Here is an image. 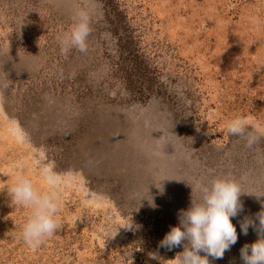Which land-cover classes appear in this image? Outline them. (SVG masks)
Listing matches in <instances>:
<instances>
[{
	"label": "rangeland",
	"instance_id": "obj_1",
	"mask_svg": "<svg viewBox=\"0 0 264 264\" xmlns=\"http://www.w3.org/2000/svg\"><path fill=\"white\" fill-rule=\"evenodd\" d=\"M78 9L88 49L64 53ZM238 115L264 125V0H0V264H175L187 241L159 242L197 182L225 175L245 192L238 239L209 261L243 264L264 211V134L251 147L230 135ZM34 159L64 178L61 227L36 249L10 193L17 174L47 190Z\"/></svg>",
	"mask_w": 264,
	"mask_h": 264
},
{
	"label": "clouds",
	"instance_id": "obj_2",
	"mask_svg": "<svg viewBox=\"0 0 264 264\" xmlns=\"http://www.w3.org/2000/svg\"><path fill=\"white\" fill-rule=\"evenodd\" d=\"M90 23L89 12L78 9L70 29L57 36L61 51L67 53L75 48L82 53L86 52L88 37L92 31ZM226 128L230 135L243 138L248 147L254 145L261 134H264L261 122H251L250 118L243 115L228 120ZM11 130L17 142H25V134L14 122L11 123ZM32 165L38 169L47 190H40L31 179L17 174L14 183L10 185V193L16 205L30 209L20 237L27 246L36 249L61 227L64 178L50 162L34 159ZM195 191L198 196H192L190 207L179 213L178 226L172 227L159 242L161 248L171 250L187 241L183 252L174 259L175 264H210L209 257L222 259L238 239L232 219L243 211L240 196L245 192L241 183L225 175L207 182L198 181ZM257 219V241L240 250L243 264H264V211L258 214ZM249 226L256 227L252 219L245 218L240 223L241 233L247 235Z\"/></svg>",
	"mask_w": 264,
	"mask_h": 264
}]
</instances>
